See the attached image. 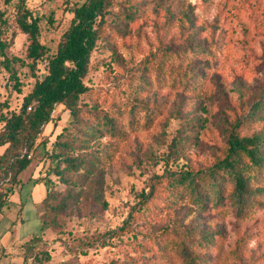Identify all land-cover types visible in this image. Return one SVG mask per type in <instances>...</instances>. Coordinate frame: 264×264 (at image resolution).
Segmentation results:
<instances>
[{"label": "trees", "instance_id": "1", "mask_svg": "<svg viewBox=\"0 0 264 264\" xmlns=\"http://www.w3.org/2000/svg\"><path fill=\"white\" fill-rule=\"evenodd\" d=\"M5 1L13 5L14 12L0 9V54L11 78L20 83L17 63L34 70L46 59L48 69L24 96L20 110H10L7 102L0 104L7 108L0 112V217L22 186L21 174L34 161L45 128L60 119L55 113L62 106L70 113L69 125L48 154L55 164L51 175L65 189L61 192L51 175L36 178L47 188L39 215L42 229L60 232L63 215H71L80 203H103L105 168L130 131L150 130L165 113L167 101L158 102L162 90H167L168 98L174 94L182 101L208 93L207 75L223 55L222 47L197 38L190 9L181 17L170 16L172 25L168 24L164 36L155 26L161 52L149 59L135 88L138 94L153 93L154 100L134 99L129 110L110 115L84 105L93 92L85 81L94 68L93 54L112 32L109 17L114 6L128 26L139 21V12L150 0H85L75 5L71 23L52 54L40 40V18L33 15L28 1ZM11 16L29 38L26 57L30 62L9 52L16 36L10 32ZM212 81L219 90V80ZM230 115L233 120L222 112L223 140L212 164L168 168L156 174L122 224L81 241L87 246H106L132 233L140 240L136 243L140 264H253L249 232L254 227L248 225L256 223L264 230V87L251 100H242ZM181 133L169 144V157L187 140ZM103 136L111 143L102 145ZM41 241L38 234L20 244L24 260ZM65 244L72 249L68 241ZM102 264L128 262L114 259Z\"/></svg>", "mask_w": 264, "mask_h": 264}, {"label": "rangeland", "instance_id": "2", "mask_svg": "<svg viewBox=\"0 0 264 264\" xmlns=\"http://www.w3.org/2000/svg\"><path fill=\"white\" fill-rule=\"evenodd\" d=\"M27 1L33 15L40 18V40L52 54L71 23V8L85 0ZM0 9L14 12L13 5L5 0H0ZM189 9L195 18L197 38L222 47L223 55L207 75L208 93L182 101L174 94L168 98L167 90H162L158 102L167 101L165 113L156 118V124L150 130L130 131L118 147L112 163L105 168L103 203L95 205L92 200L80 203L71 215H63L61 231L55 232L51 228L43 230L37 218L47 188L37 182L36 177L51 175L55 164L48 153L55 150V140L69 125V111L59 106L55 115L60 119L57 124L51 122L45 128L33 155L34 161L21 174L24 183L19 194L23 204L14 203L5 213V220L13 215L27 220L20 229L22 235L40 234L42 241L33 253L28 252L26 260L18 250L19 258L12 264H35V261L36 264H102L114 259L140 264L136 247L140 240L132 233L116 237L109 245L97 247L87 246L81 238L122 224L156 174H163L168 168L207 166L215 161L219 141L223 140L222 112H227L233 120L230 114L239 109L241 101L251 100L264 87V0H150L147 8L139 12V21L128 26L114 6L109 17L112 32L97 46L93 54L94 68L85 79L93 92L84 99V105L116 116L129 110L134 99L153 101V93L144 91L138 94L135 88L140 85L143 68L149 59L161 52L158 51L161 42L155 26L164 36L168 24L172 25L169 17H181ZM10 32L16 33L10 54L30 62L26 57L29 38L16 27L12 16ZM3 59L0 54V104L7 102L10 110H20L24 96L38 79L47 74L48 61L40 60L34 70L17 63L20 83H16ZM214 78L219 80V90L212 81ZM6 110L4 105L0 107V112ZM179 131L187 140L180 143L178 153L169 157V144ZM100 142L104 145L111 140L103 136ZM51 177L54 184L61 186L62 192L65 189L63 183L57 177ZM18 210L22 211L21 214ZM248 226L254 227L249 232L252 234L249 244L252 263L264 264V230L256 223ZM66 241L72 249L66 246ZM36 252H39L38 256L34 255Z\"/></svg>", "mask_w": 264, "mask_h": 264}, {"label": "crops", "instance_id": "3", "mask_svg": "<svg viewBox=\"0 0 264 264\" xmlns=\"http://www.w3.org/2000/svg\"><path fill=\"white\" fill-rule=\"evenodd\" d=\"M36 178H38V176ZM20 188L11 196V202L7 208L14 203L18 205L23 204L22 196L19 194ZM6 209L4 214L0 217V264H12L19 258L17 253L20 244L30 238L28 235H22L20 230L21 227L27 223V220L22 219V217H15L14 215L8 220H5ZM17 212L21 214L22 211L18 210ZM39 215L37 214V218L40 221Z\"/></svg>", "mask_w": 264, "mask_h": 264}]
</instances>
